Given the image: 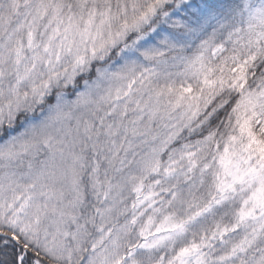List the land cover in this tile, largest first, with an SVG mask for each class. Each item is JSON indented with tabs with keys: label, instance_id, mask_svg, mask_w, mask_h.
<instances>
[{
	"label": "snow or ice",
	"instance_id": "obj_1",
	"mask_svg": "<svg viewBox=\"0 0 264 264\" xmlns=\"http://www.w3.org/2000/svg\"><path fill=\"white\" fill-rule=\"evenodd\" d=\"M0 264H264V0H0Z\"/></svg>",
	"mask_w": 264,
	"mask_h": 264
}]
</instances>
